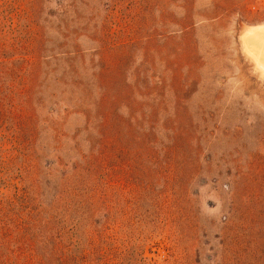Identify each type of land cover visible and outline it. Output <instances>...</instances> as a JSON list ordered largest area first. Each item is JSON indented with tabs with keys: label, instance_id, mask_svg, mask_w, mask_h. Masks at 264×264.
Returning a JSON list of instances; mask_svg holds the SVG:
<instances>
[{
	"label": "rangeland",
	"instance_id": "rangeland-1",
	"mask_svg": "<svg viewBox=\"0 0 264 264\" xmlns=\"http://www.w3.org/2000/svg\"><path fill=\"white\" fill-rule=\"evenodd\" d=\"M264 0H0V264H264Z\"/></svg>",
	"mask_w": 264,
	"mask_h": 264
},
{
	"label": "bare ground",
	"instance_id": "bare-ground-1",
	"mask_svg": "<svg viewBox=\"0 0 264 264\" xmlns=\"http://www.w3.org/2000/svg\"><path fill=\"white\" fill-rule=\"evenodd\" d=\"M244 47L264 73V24L253 26L243 36Z\"/></svg>",
	"mask_w": 264,
	"mask_h": 264
}]
</instances>
